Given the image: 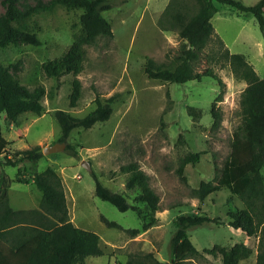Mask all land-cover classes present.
I'll use <instances>...</instances> for the list:
<instances>
[{
  "label": "rangeland",
  "instance_id": "1",
  "mask_svg": "<svg viewBox=\"0 0 264 264\" xmlns=\"http://www.w3.org/2000/svg\"><path fill=\"white\" fill-rule=\"evenodd\" d=\"M112 1V8L104 10L103 14L114 34L101 36L95 44L86 46L85 67L78 74L82 95L74 107L69 104L73 75L63 73L49 77L41 65L67 51L78 37L82 28L79 8L62 6L50 11L43 18L39 45L0 47V63L10 67L16 64L21 81L28 86L42 84L46 88L42 114L24 112L19 116L18 125L14 124L11 129L5 123L6 114H0V128L5 137L13 141L12 148L36 144L44 148L58 142L61 127L53 114L55 109L84 116L96 107L97 97L104 101L115 96L113 113L108 120L97 122L91 128L72 130L68 141L76 145L77 155L67 152L65 145L62 150L45 154L36 166L28 161L19 166L0 162V175L5 172L13 179V200L19 199L18 191L29 192L23 199L26 200L27 195L29 202L25 205H32L34 196L42 195L34 184L15 180L19 167L21 177L27 178L36 168L42 171L51 165L62 177L70 218L76 225L93 230L101 237L104 254L87 257L86 264H126L129 253L137 251H152L158 259L169 261L174 219L186 212H204L222 219L220 224L209 222L189 228L190 238L203 254L192 258L188 264H222L220 254L213 255L204 249L215 244L230 247L237 242H241L243 254L238 264H257L259 237L248 236L229 224L230 211L236 206L242 207V201L227 188L212 192L204 199L194 194V188L203 180L215 177L217 167L222 166L230 152L233 132L241 123L240 97L247 82L237 77L229 65L217 67L226 86L223 99L216 103L222 108L223 120L218 129L212 130L211 106L220 92L213 77L178 83L150 78L144 71L147 56L166 61L168 53L187 45L177 30H163L157 23L169 0ZM241 1L254 4L258 0ZM4 11L0 0V15ZM212 22L229 49L243 53L264 77V38L255 17L221 4ZM189 105L199 109L201 115L190 114ZM190 151H200V159L186 164L180 174L181 158ZM84 159L90 161L92 171L106 185L125 193L134 204L138 188L126 187L128 173L122 166L137 162L160 196V208L155 213L157 222L136 236L128 234L125 228L140 227L143 218L132 209L121 211L97 196L92 171L82 165ZM102 215L120 227L109 226Z\"/></svg>",
  "mask_w": 264,
  "mask_h": 264
},
{
  "label": "trees",
  "instance_id": "2",
  "mask_svg": "<svg viewBox=\"0 0 264 264\" xmlns=\"http://www.w3.org/2000/svg\"><path fill=\"white\" fill-rule=\"evenodd\" d=\"M5 11L0 15V47L8 45L42 43L39 32L43 18L59 7L79 8L81 32L63 54L42 63L43 72L49 76L63 73L73 75L69 104L74 107L82 95V82L78 74L84 70L86 46L95 44L99 37L113 36L110 21L103 11L112 8V0H1ZM221 4L231 5L242 13H251L260 25L264 38V0L245 4L241 0H169L160 13L157 23L163 30H177L187 45L174 53L167 54L166 61H156L147 56L145 73L153 79L183 83L213 77L220 92L211 106L212 130L220 127L223 120L222 108L216 105L223 99L226 83L217 67L229 65L231 71L247 82L240 97L241 123L233 132L231 149L216 175L203 180L194 194L200 199L221 188H227L241 201L242 207L230 211L229 224L241 229L248 236H258L257 264H264V77H261L243 53L232 52L216 32L212 18ZM13 67V69H12ZM17 65L0 63V114L18 124L19 116L27 111L38 115L44 110L43 97L46 88L40 84L30 87L23 83L17 73ZM115 96L102 101L84 116H75L66 109L57 108L54 116L61 133L58 142L66 143V151L79 153L68 137L75 128H91L97 122L108 120L113 113ZM190 114L201 115V111L189 105ZM0 130V162L19 166L25 161L37 165L44 157L40 144L28 148H12ZM200 151H190L181 158L178 172L200 159ZM27 171V167H24ZM127 172L126 187L138 188L130 202L125 193L106 185L95 171V194L114 204L121 211L132 209L143 218L142 225L125 228L131 236L154 225L160 208V196L151 186L148 174L135 161L122 166ZM20 167L15 179L19 182L32 180L42 191L38 207L16 209L11 205L9 188L12 178L5 172L0 175V264H86V258L102 255L100 235L90 229L76 225L70 218L65 186L61 175L53 166L42 171L35 169L28 177H21ZM28 172V171H27ZM183 178H185L183 176ZM102 220L109 226L120 227L104 215ZM220 217H211L204 212H186L174 219L175 232L171 237L169 261L158 259L152 251L129 253L126 264H188L192 258L202 255L188 230L204 223H222ZM241 242L228 247L215 244L205 252L222 256V264H238L243 257Z\"/></svg>",
  "mask_w": 264,
  "mask_h": 264
},
{
  "label": "crops",
  "instance_id": "3",
  "mask_svg": "<svg viewBox=\"0 0 264 264\" xmlns=\"http://www.w3.org/2000/svg\"><path fill=\"white\" fill-rule=\"evenodd\" d=\"M4 113V112H3ZM2 114V113H1ZM5 123H6V125H7V127L9 128V129H11V126H13L14 124H16V125H18L17 123H15V122H13V121H11V120H9L8 118H7V116H6V118H5ZM1 124V123H0ZM0 127H1V125H0ZM0 130H1V128H0ZM2 131V130H1ZM3 133V132H2ZM4 135V134H3ZM5 136V135H4ZM7 139V138H6ZM10 141V140H9ZM37 169V168H36ZM38 171H40V170H38ZM24 182H26V181H24ZM27 183H31V184H34L35 186H36V184L32 181V180H29V181H27ZM36 188H38L37 186H36ZM33 188H31L30 190L34 193V195H35V190L33 189ZM39 189V188H38ZM40 190V189H39ZM41 191V190H40ZM26 193H28V195H29V192H21V191H18L17 192V194H18V196H19V199L17 200L16 199V201H14L13 200V191H12V189H11V186H10V188H9V196H10V202H11V205L14 207V208H16V209H22V208H35V207H38L39 206V203H40V201H41V198H42V195L40 196V197H38V195L36 194L34 197H35V200L33 201V204L32 205H25V204H28V202L29 201H26V200H28V196L26 195V200H25V198L23 199V197H24V195L26 194ZM41 194H42V191H41ZM67 197V196H66ZM25 200V201H24ZM67 202H68V197H67ZM15 204H17V205H15ZM68 206H69V203H68ZM70 209V208H69ZM72 220V219H71ZM73 221V220H72ZM74 222V221H73Z\"/></svg>",
  "mask_w": 264,
  "mask_h": 264
},
{
  "label": "water",
  "instance_id": "4",
  "mask_svg": "<svg viewBox=\"0 0 264 264\" xmlns=\"http://www.w3.org/2000/svg\"><path fill=\"white\" fill-rule=\"evenodd\" d=\"M66 143L65 142H54L49 145H46L43 148L44 154H49L52 152H56L58 150H62L65 148ZM82 165H84L90 172L92 171L91 163L90 161L84 159L82 160Z\"/></svg>",
  "mask_w": 264,
  "mask_h": 264
}]
</instances>
